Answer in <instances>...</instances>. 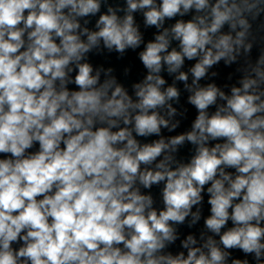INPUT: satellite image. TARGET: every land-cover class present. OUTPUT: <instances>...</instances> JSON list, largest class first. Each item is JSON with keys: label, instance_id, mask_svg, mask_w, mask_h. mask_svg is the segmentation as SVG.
Masks as SVG:
<instances>
[{"label": "clouds", "instance_id": "1", "mask_svg": "<svg viewBox=\"0 0 264 264\" xmlns=\"http://www.w3.org/2000/svg\"><path fill=\"white\" fill-rule=\"evenodd\" d=\"M0 264H264V0H0Z\"/></svg>", "mask_w": 264, "mask_h": 264}]
</instances>
